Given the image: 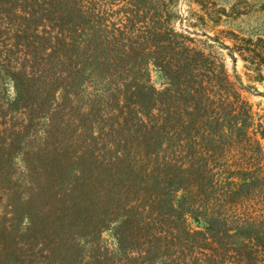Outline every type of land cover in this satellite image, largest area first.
Wrapping results in <instances>:
<instances>
[{"label":"trees","instance_id":"1","mask_svg":"<svg viewBox=\"0 0 264 264\" xmlns=\"http://www.w3.org/2000/svg\"><path fill=\"white\" fill-rule=\"evenodd\" d=\"M194 3L0 0V235L28 204L27 264H264V112L221 57L263 78L262 38L199 34Z\"/></svg>","mask_w":264,"mask_h":264},{"label":"rangeland","instance_id":"2","mask_svg":"<svg viewBox=\"0 0 264 264\" xmlns=\"http://www.w3.org/2000/svg\"><path fill=\"white\" fill-rule=\"evenodd\" d=\"M181 10H186L187 2L194 3L197 19L194 18L193 22L196 29L199 30V34L208 33L216 34L223 39L222 36L227 35L230 31L239 33L242 35H251L252 38L256 36L261 37V40H257L256 50L257 52L264 54V0H178ZM203 2L204 5H200ZM208 8V9H207ZM210 11V13H209ZM208 13V14H207ZM204 15L203 18L201 17ZM229 30V31H226ZM232 36V35H229ZM225 43L232 44L230 38L223 39ZM228 50H221V57L224 60L228 72L235 76L239 73L242 77L244 84H250L251 87L243 89V96L252 104L253 110L259 114L264 112V63L262 64L263 78L258 80L249 81L245 75L244 62L239 56L236 60H233L228 54ZM1 80L3 86L1 87L3 98L9 100L14 99L16 94V88L12 79L8 74H2ZM158 73L153 75L155 82L159 80ZM27 94V91H26ZM40 127V123H37ZM31 132L30 134L24 133V138L15 137L16 140H22V150H16L20 152V159L24 163H33L40 165L41 162V144L40 134L38 132ZM20 143V142H19ZM30 165V164H28ZM5 193L0 189V222H4L7 217V209L5 208L6 200ZM14 207L16 212L12 217L16 218L13 223L11 232L9 235H15L19 237V240H15L14 244L4 241V235H0V264H27L28 260L25 257V246L23 236H25V214L29 208L28 204H23L21 201H15ZM16 226L17 231H14ZM13 231V232H12ZM3 236V237H2ZM18 242V244H17Z\"/></svg>","mask_w":264,"mask_h":264}]
</instances>
